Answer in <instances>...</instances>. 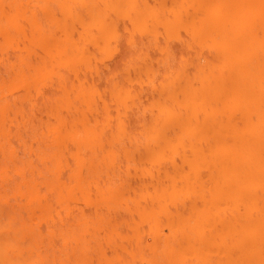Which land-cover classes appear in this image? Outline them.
<instances>
[{
  "label": "bare ground",
  "instance_id": "bare-ground-1",
  "mask_svg": "<svg viewBox=\"0 0 264 264\" xmlns=\"http://www.w3.org/2000/svg\"><path fill=\"white\" fill-rule=\"evenodd\" d=\"M0 264H264V0H0Z\"/></svg>",
  "mask_w": 264,
  "mask_h": 264
}]
</instances>
